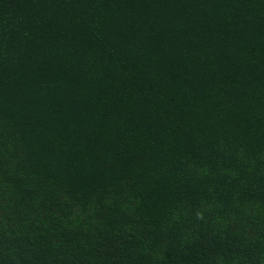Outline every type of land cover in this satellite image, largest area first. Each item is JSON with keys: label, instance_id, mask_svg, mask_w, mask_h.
<instances>
[{"label": "trees", "instance_id": "16d2710c", "mask_svg": "<svg viewBox=\"0 0 264 264\" xmlns=\"http://www.w3.org/2000/svg\"><path fill=\"white\" fill-rule=\"evenodd\" d=\"M0 264H264V0H0Z\"/></svg>", "mask_w": 264, "mask_h": 264}]
</instances>
